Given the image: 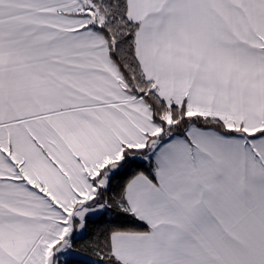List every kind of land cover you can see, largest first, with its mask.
<instances>
[{
	"label": "snow or ice",
	"instance_id": "1",
	"mask_svg": "<svg viewBox=\"0 0 264 264\" xmlns=\"http://www.w3.org/2000/svg\"><path fill=\"white\" fill-rule=\"evenodd\" d=\"M0 264H264V0H0Z\"/></svg>",
	"mask_w": 264,
	"mask_h": 264
}]
</instances>
